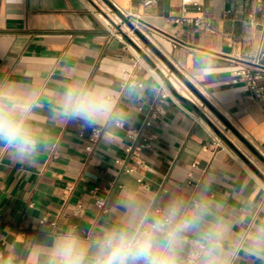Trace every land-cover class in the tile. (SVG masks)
Returning <instances> with one entry per match:
<instances>
[{"label":"crops","instance_id":"crops-1","mask_svg":"<svg viewBox=\"0 0 264 264\" xmlns=\"http://www.w3.org/2000/svg\"><path fill=\"white\" fill-rule=\"evenodd\" d=\"M103 1L0 0V86L35 93L30 125L41 139L34 165L0 142V261L45 264L67 228L87 237L120 222L129 203L187 202L207 183V197L232 225L233 264H264V244H253L264 224V101L228 82L234 66L258 53L264 0ZM182 14L203 27L177 23ZM136 18L147 26L145 36L134 30L139 41L131 37ZM130 73L141 86L119 85ZM70 86L104 89L114 101V119L94 125L101 136L93 144V126L64 115ZM130 144L144 145V167ZM96 193L106 196L107 214ZM196 247L186 244L183 259Z\"/></svg>","mask_w":264,"mask_h":264},{"label":"clouds","instance_id":"clouds-1","mask_svg":"<svg viewBox=\"0 0 264 264\" xmlns=\"http://www.w3.org/2000/svg\"><path fill=\"white\" fill-rule=\"evenodd\" d=\"M35 106V93L0 86V142L13 150L16 161L28 165L36 163L41 143L30 125ZM63 112L94 126L114 119V101L104 89L70 86ZM207 188L206 183L190 201L175 197L159 208L129 203L120 222L87 237L69 227L55 236L45 264H186L183 252L190 242L198 248L199 264H233L235 248L227 246L232 225L220 215L223 206L207 197ZM253 244H264V224L256 228ZM13 261L9 255L0 264Z\"/></svg>","mask_w":264,"mask_h":264},{"label":"built area","instance_id":"built-area-1","mask_svg":"<svg viewBox=\"0 0 264 264\" xmlns=\"http://www.w3.org/2000/svg\"><path fill=\"white\" fill-rule=\"evenodd\" d=\"M103 1V0H102ZM256 2H261L262 0H254ZM104 2V1H103ZM105 3V2H104ZM196 4V3H195ZM106 7L111 13H115L113 8L109 6L107 3H105ZM115 8H117L114 5ZM196 8L198 11L202 10V6L196 4ZM182 10H185V7L182 8ZM126 17H129L128 14H125L123 11H121ZM120 23L122 20H119ZM175 21L177 23L182 24H188V25H195L197 27H203L202 23L198 19H194L191 17H186L183 14L176 18ZM133 23L134 31L135 29H139L143 33H145L142 29V27L146 28L147 26L142 23L139 19H135ZM206 29L212 30L210 26V22H208L205 26ZM230 84H243L251 91V96L264 101V39H262L257 55L253 56L252 59H248L247 61H242L238 65L234 66L230 71V79L228 81ZM119 85L122 88L130 87V88H136L138 86H141V84L137 81V76L134 73L128 74L124 79H122L119 82ZM166 95H162V99H164ZM154 108L156 110L159 109V103L156 102L154 104ZM121 127H123V123L119 124ZM146 125H150V122H147ZM131 133V136H136L137 133L134 130H129ZM101 136V130L97 126H93L90 133V142L93 144L95 143ZM215 144H220L221 141L218 137H214L213 139ZM92 145L88 146L87 149H92ZM144 148V145H133L130 144L127 147V152L133 157L135 162L139 167H144V162L142 161V150ZM129 172H135V168L132 167L128 170ZM95 204L97 208L99 209L100 213L107 214L109 212V207L107 203L106 196L96 193L95 195ZM47 217H44L42 219V222H46ZM0 253V257H1ZM186 264H199L200 260V254L198 251V248L191 250L186 257L184 258Z\"/></svg>","mask_w":264,"mask_h":264},{"label":"rangeland","instance_id":"rangeland-1","mask_svg":"<svg viewBox=\"0 0 264 264\" xmlns=\"http://www.w3.org/2000/svg\"><path fill=\"white\" fill-rule=\"evenodd\" d=\"M138 31H139V33H141L142 35H144L145 36V33H143L142 31H140L139 29H137ZM138 36H140L139 34H137L135 31L133 32V33H131V37L132 38H135V39H137L138 40ZM139 41V40H138ZM153 51V50H152ZM152 55H153V57L156 59V61L158 62V63H161L163 60H162V58L155 52V51H153V52H150ZM154 53H155V55H157L160 59H158V58H156V56L154 55ZM164 62V61H163ZM164 64H166V63H164ZM168 68H169V70L170 71H168L169 72V74L171 75V77H172V81L173 80H178V78L184 83V81L172 70V69H170V67L168 66ZM185 84V83H184ZM185 86L189 89V91L191 92V98L192 99H194L195 101H197L198 103H200V101H201V99L198 97V95L196 94V93H194L189 87H188V85L187 84H185ZM206 105L204 104V107H205Z\"/></svg>","mask_w":264,"mask_h":264},{"label":"bare ground","instance_id":"bare-ground-1","mask_svg":"<svg viewBox=\"0 0 264 264\" xmlns=\"http://www.w3.org/2000/svg\"><path fill=\"white\" fill-rule=\"evenodd\" d=\"M176 85H177L178 87H180V85H179V83H178V82H176Z\"/></svg>","mask_w":264,"mask_h":264},{"label":"water","instance_id":"water-1","mask_svg":"<svg viewBox=\"0 0 264 264\" xmlns=\"http://www.w3.org/2000/svg\"><path fill=\"white\" fill-rule=\"evenodd\" d=\"M174 72L176 73L177 71L174 69ZM201 97V96H200ZM203 99V98H202Z\"/></svg>","mask_w":264,"mask_h":264},{"label":"trees","instance_id":"trees-1","mask_svg":"<svg viewBox=\"0 0 264 264\" xmlns=\"http://www.w3.org/2000/svg\"><path fill=\"white\" fill-rule=\"evenodd\" d=\"M194 90V89H193ZM196 92V91H195ZM198 94V93H197Z\"/></svg>","mask_w":264,"mask_h":264}]
</instances>
